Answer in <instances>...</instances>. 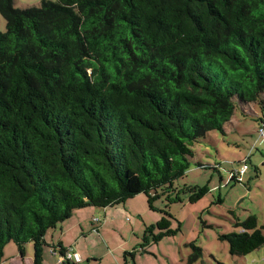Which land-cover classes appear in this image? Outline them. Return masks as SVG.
Returning <instances> with one entry per match:
<instances>
[{"label": "trees", "instance_id": "16d2710c", "mask_svg": "<svg viewBox=\"0 0 264 264\" xmlns=\"http://www.w3.org/2000/svg\"><path fill=\"white\" fill-rule=\"evenodd\" d=\"M0 15V263L7 243L32 242L41 264L48 230L79 208L198 201L207 185L174 186L193 145L239 106L264 123V0H0ZM170 219L141 247L175 234ZM234 227L218 235L231 255L264 244L254 214Z\"/></svg>", "mask_w": 264, "mask_h": 264}, {"label": "rangeland", "instance_id": "374dc122", "mask_svg": "<svg viewBox=\"0 0 264 264\" xmlns=\"http://www.w3.org/2000/svg\"><path fill=\"white\" fill-rule=\"evenodd\" d=\"M40 1L13 3L25 8ZM5 28V19L0 15V32ZM259 115L261 111L255 105L239 106L224 125L223 134L209 131L193 145L191 166L174 186L183 190L185 186L207 185L209 191L201 199L191 203L185 191L180 193L181 201L168 203L161 196L150 209L145 195L137 194L124 204L109 207L107 218L102 207L76 209L71 218L46 233L41 264H58L59 254L52 248L59 242L80 254L79 264H264V244L247 255H231L228 243L218 236L236 231L235 221L250 214L256 216L258 227L264 226V142L258 141ZM245 159L248 169L241 181L228 182L230 171L239 169ZM165 209L173 216L171 228L179 229L141 247L145 226L157 222ZM95 217L101 221H93ZM191 244L201 248L195 259ZM125 251L133 252L125 255L126 263ZM0 264H34L32 242L25 245L23 255L13 243H7Z\"/></svg>", "mask_w": 264, "mask_h": 264}, {"label": "built area", "instance_id": "2783aa9c", "mask_svg": "<svg viewBox=\"0 0 264 264\" xmlns=\"http://www.w3.org/2000/svg\"><path fill=\"white\" fill-rule=\"evenodd\" d=\"M257 133H258V141L260 142H264V123L262 125H260L257 129ZM248 169V165L246 162V159L243 160L242 166L239 167V169L235 170V175L241 179V176L245 173V171ZM93 221L95 222H100L101 219L100 218H93ZM80 254L77 252H74L72 250V248H70L68 250V252L64 255L58 258V263L63 262V260H74V261H80Z\"/></svg>", "mask_w": 264, "mask_h": 264}, {"label": "crops", "instance_id": "0c3cea01", "mask_svg": "<svg viewBox=\"0 0 264 264\" xmlns=\"http://www.w3.org/2000/svg\"><path fill=\"white\" fill-rule=\"evenodd\" d=\"M107 210H108V208H104V212H103V213H104V216H105L106 218H107V212H108ZM106 218H104L103 221H105ZM61 243H62V242H61ZM62 246L64 247L63 244H62ZM67 249H68V248H67Z\"/></svg>", "mask_w": 264, "mask_h": 264}]
</instances>
